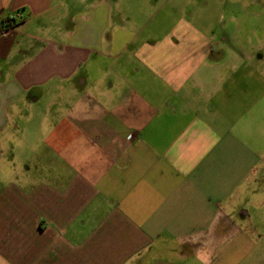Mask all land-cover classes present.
<instances>
[{
    "label": "crops",
    "instance_id": "0c3cea01",
    "mask_svg": "<svg viewBox=\"0 0 264 264\" xmlns=\"http://www.w3.org/2000/svg\"><path fill=\"white\" fill-rule=\"evenodd\" d=\"M154 3L0 0V264H264V40Z\"/></svg>",
    "mask_w": 264,
    "mask_h": 264
},
{
    "label": "rangeland",
    "instance_id": "374dc122",
    "mask_svg": "<svg viewBox=\"0 0 264 264\" xmlns=\"http://www.w3.org/2000/svg\"><path fill=\"white\" fill-rule=\"evenodd\" d=\"M168 0H159L160 5ZM178 7L175 13H160L158 20L163 19L167 23L164 26V33L169 31L170 26L180 17H190L196 22V26L203 32H214L219 35L224 27L223 34L230 40H252L259 42L264 40V0H170ZM155 0H120L123 7L140 10L146 6L155 5ZM139 19L144 20L154 14L134 13ZM264 42V41H263ZM232 47V45L230 44ZM240 47H243L240 46ZM264 49V45L262 46ZM264 52V50H263ZM264 148V146H263ZM22 158L16 159L20 162ZM24 159V158H23ZM22 159V160H23ZM264 233V221L257 222Z\"/></svg>",
    "mask_w": 264,
    "mask_h": 264
},
{
    "label": "built area",
    "instance_id": "2783aa9c",
    "mask_svg": "<svg viewBox=\"0 0 264 264\" xmlns=\"http://www.w3.org/2000/svg\"><path fill=\"white\" fill-rule=\"evenodd\" d=\"M11 19L1 18L0 17V35L5 33L8 29L12 27Z\"/></svg>",
    "mask_w": 264,
    "mask_h": 264
},
{
    "label": "trees",
    "instance_id": "16d2710c",
    "mask_svg": "<svg viewBox=\"0 0 264 264\" xmlns=\"http://www.w3.org/2000/svg\"><path fill=\"white\" fill-rule=\"evenodd\" d=\"M13 24V20L10 21Z\"/></svg>",
    "mask_w": 264,
    "mask_h": 264
}]
</instances>
